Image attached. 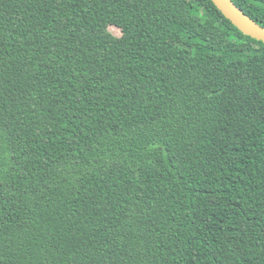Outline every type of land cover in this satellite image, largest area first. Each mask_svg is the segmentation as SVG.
<instances>
[{
    "label": "trees",
    "instance_id": "trees-1",
    "mask_svg": "<svg viewBox=\"0 0 264 264\" xmlns=\"http://www.w3.org/2000/svg\"><path fill=\"white\" fill-rule=\"evenodd\" d=\"M0 264H264V42L212 0H0Z\"/></svg>",
    "mask_w": 264,
    "mask_h": 264
},
{
    "label": "water",
    "instance_id": "water-1",
    "mask_svg": "<svg viewBox=\"0 0 264 264\" xmlns=\"http://www.w3.org/2000/svg\"><path fill=\"white\" fill-rule=\"evenodd\" d=\"M244 34L264 42V26L246 14L233 0H212Z\"/></svg>",
    "mask_w": 264,
    "mask_h": 264
},
{
    "label": "rangeland",
    "instance_id": "rangeland-1",
    "mask_svg": "<svg viewBox=\"0 0 264 264\" xmlns=\"http://www.w3.org/2000/svg\"><path fill=\"white\" fill-rule=\"evenodd\" d=\"M110 29L112 30V32H114L115 34L119 33V30L117 28L114 27H110Z\"/></svg>",
    "mask_w": 264,
    "mask_h": 264
}]
</instances>
